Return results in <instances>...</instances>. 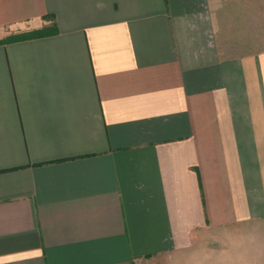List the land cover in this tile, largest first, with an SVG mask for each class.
<instances>
[{"label": "crops", "instance_id": "crops-1", "mask_svg": "<svg viewBox=\"0 0 264 264\" xmlns=\"http://www.w3.org/2000/svg\"><path fill=\"white\" fill-rule=\"evenodd\" d=\"M256 2L0 0V264H264V51L219 44Z\"/></svg>", "mask_w": 264, "mask_h": 264}, {"label": "rangeland", "instance_id": "rangeland-1", "mask_svg": "<svg viewBox=\"0 0 264 264\" xmlns=\"http://www.w3.org/2000/svg\"><path fill=\"white\" fill-rule=\"evenodd\" d=\"M241 13L240 17H234L237 22L235 27L238 26L240 30H235L234 33H226V38L219 41L220 48L226 56L264 51V0H257L255 8H242ZM231 36L234 37L229 38ZM241 234L242 237H245L249 235V232L246 230L241 232ZM210 235L209 245L201 247L197 253L192 254L194 261H197V259L203 261L199 264H249L253 255L260 256L258 255L259 248L251 247L250 249L248 247L250 243L249 240H246V237L242 239L216 240L212 239V234ZM263 235L258 239L263 241ZM238 240L242 244L241 247L233 248L229 241L236 242ZM217 257H224L223 262H219Z\"/></svg>", "mask_w": 264, "mask_h": 264}, {"label": "trees", "instance_id": "trees-1", "mask_svg": "<svg viewBox=\"0 0 264 264\" xmlns=\"http://www.w3.org/2000/svg\"><path fill=\"white\" fill-rule=\"evenodd\" d=\"M56 31H57L56 26L52 28L44 27V28L34 29L29 32H23V33L10 35L6 37L5 39L1 40V42H14L18 40L27 39V38L46 36V35L53 34Z\"/></svg>", "mask_w": 264, "mask_h": 264}]
</instances>
